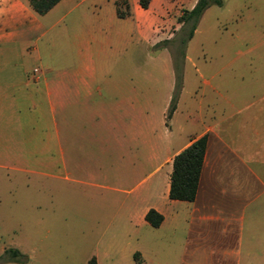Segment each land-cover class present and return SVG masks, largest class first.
I'll list each match as a JSON object with an SVG mask.
<instances>
[{
    "label": "crops",
    "instance_id": "crops-1",
    "mask_svg": "<svg viewBox=\"0 0 264 264\" xmlns=\"http://www.w3.org/2000/svg\"><path fill=\"white\" fill-rule=\"evenodd\" d=\"M153 1L59 0L40 15L28 0H0V168L62 171L87 196L125 204L143 226L155 209L178 264H264V64L248 66L244 79L229 62H196L188 48L196 27L166 122L175 72L162 42L178 29L156 33L172 19ZM31 39L32 69L16 62ZM202 136L195 199L172 200L173 158Z\"/></svg>",
    "mask_w": 264,
    "mask_h": 264
},
{
    "label": "rangeland",
    "instance_id": "rangeland-1",
    "mask_svg": "<svg viewBox=\"0 0 264 264\" xmlns=\"http://www.w3.org/2000/svg\"><path fill=\"white\" fill-rule=\"evenodd\" d=\"M222 1V6L211 5L204 11L189 54L198 63L229 62L246 79L248 66L264 64V0ZM153 3L154 10L165 4L162 18L172 19L156 30L166 36L179 30L191 0ZM125 11L122 7L120 14ZM164 45L174 49L173 44ZM36 46L34 39L17 46L21 57L16 62L32 69L38 64ZM161 48L156 45L154 50ZM59 175L0 168V264H88L92 257L97 264H138L139 252L144 255L142 264H163L168 250L169 264H178L177 242L171 248L165 244L171 239L169 231L140 225L113 196L89 197L83 186L72 187L65 173ZM11 248L21 256L11 259L6 252Z\"/></svg>",
    "mask_w": 264,
    "mask_h": 264
},
{
    "label": "trees",
    "instance_id": "trees-1",
    "mask_svg": "<svg viewBox=\"0 0 264 264\" xmlns=\"http://www.w3.org/2000/svg\"><path fill=\"white\" fill-rule=\"evenodd\" d=\"M31 8L37 14H44L52 8L59 0H28ZM140 5L147 7L148 0H139ZM222 0H197L190 10H184L181 17L182 25L170 40L163 44H173L172 58L175 72V84L172 98L166 113V122L171 117L177 104L178 95L182 85V64L188 41L192 38L197 24L204 11L211 5L222 6ZM121 16V14L118 12ZM206 149V136L193 141L189 146L177 153L172 161V171L169 181L168 196L172 200L193 201L198 188L200 171ZM145 220L152 227H159L163 216L155 209H149L145 214ZM11 259H17L21 253L15 249H8ZM88 264H95L91 259Z\"/></svg>",
    "mask_w": 264,
    "mask_h": 264
},
{
    "label": "built area",
    "instance_id": "built-area-1",
    "mask_svg": "<svg viewBox=\"0 0 264 264\" xmlns=\"http://www.w3.org/2000/svg\"><path fill=\"white\" fill-rule=\"evenodd\" d=\"M37 71H38V69H37V68H35V69H34V72H37Z\"/></svg>",
    "mask_w": 264,
    "mask_h": 264
}]
</instances>
